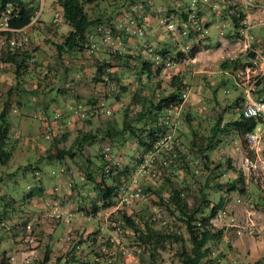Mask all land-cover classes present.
<instances>
[{"label":"rangeland","instance_id":"obj_1","mask_svg":"<svg viewBox=\"0 0 264 264\" xmlns=\"http://www.w3.org/2000/svg\"><path fill=\"white\" fill-rule=\"evenodd\" d=\"M150 1L144 2L142 11L135 7L141 0H101L98 5L86 6L91 16L98 11L106 18L109 16L110 24L104 25L109 32L97 29L87 36L84 50L63 51L61 56H58L55 44L63 39L70 26L63 17L57 0H38L32 16L38 13L37 17L28 25L27 30L25 26L19 34L27 36L28 42L21 44L20 47L28 49L39 60L36 66L37 69L39 67V72L36 68L29 67L16 75L12 72V65L5 66L0 60V63H3L0 65V72L3 68V71L6 70L4 72L6 78L0 81V94H5L8 82L16 83L18 90L10 96V110L7 115L10 122V138L6 147L11 148V153L5 163H0V205L10 202L11 206H14L15 200L24 199L23 192L35 185L39 177L47 187L41 195L27 198L25 205L27 209L22 210V215L18 214L15 207H10L12 214L7 213L4 217L0 215L2 217L0 258L5 262L36 264L34 258H39L43 248L50 244L52 252H65L75 246L74 252L87 260V264L101 260V255H98L101 252L109 264H141L139 255L132 246V239L123 235L124 231L110 228L109 213L120 207L132 212L135 209H145L148 204L153 206L152 203L157 200V196L152 190L154 187L151 190L147 189V184L157 185L158 177L161 184L167 186L160 178L161 167L156 160L164 159L166 156L170 159L176 157L179 153L171 146L174 142L181 147L182 154L187 151L181 142L186 141L185 137L178 129L180 127L189 133L185 122L182 123L186 114L196 115V119H192L191 123L198 133H207L205 127L212 124L218 110H222V122L238 116L236 111L225 106L238 93V88L242 89L245 98V89L252 85L251 96L257 98L255 95L257 82L264 78V54H259L260 60L255 58L254 62V56L249 52L256 53L254 48L264 47V35L259 33L260 30H264V26L260 27L257 24L259 22L264 24V0ZM171 2L174 8H178L182 2L185 3L184 10L181 9L182 15L170 9ZM136 9L146 16L137 23L143 28V35L126 28L130 25L131 18L136 15ZM234 11L245 13V18L241 22L242 27L238 30L239 36H236L230 19V14ZM204 15L208 18L207 21ZM213 15L215 17L211 22ZM223 18L228 20L225 21ZM194 21L204 30V37H198L195 33L187 37L186 33L181 31V28L192 29ZM167 22L173 23L172 29L167 27ZM204 22L210 23L206 38L210 44L231 33L230 46L226 47L228 53L215 56L210 50L209 53L207 51L197 53L196 59L195 55L179 62L167 59H164L166 60L164 63L154 61L155 66L162 64L158 74L148 77L146 73L138 72L141 62L135 57L138 53L154 59L155 48H160L163 44H167L169 48L177 45L176 48H180L182 52H186V49L195 43L201 47L205 46L206 44L202 42L206 37ZM110 25L114 26L113 32ZM245 28H248L247 37L243 32ZM220 30L223 34H220ZM29 31L32 33H28ZM1 32L0 46L8 42ZM210 47L212 49L216 46ZM105 57L109 60L106 72H113L114 75L110 78L109 73H105L108 81L103 84L94 80L93 76L96 60ZM43 59H48V63L52 62L54 65H51V68H40L44 63L47 64V61H42ZM235 59L239 63L237 68L232 66ZM223 60L229 61L227 67L221 66ZM174 74H180L187 85L184 87L186 97L173 108L176 115L173 110L170 112V115H174L175 121L167 127L165 134L170 132L171 136L164 140V134L159 138L163 140V144L156 142L152 150L146 153H142L141 147L132 138L122 143L115 139L112 145L116 160L130 165L131 169L129 179L119 183L118 188L122 184L134 183L138 193H129L123 198L118 192L113 205L95 216L79 212L77 206L82 199L77 193V188L84 192L88 189V196H96L91 182L84 178L80 166H86L90 162L93 169L97 168L100 160L96 154L101 152L105 140L100 133L107 121L117 119L121 122L124 110L130 114L140 106V101H133L132 96L150 98L156 90L158 79H162V86L165 87V92H168L167 82ZM230 75L232 79L228 77ZM228 87L232 89L231 92ZM94 93L97 95H92ZM2 99L1 96L0 105ZM44 101H48L49 104L48 112L51 114H47L48 116L44 114ZM78 104L87 109L93 106L101 107L96 114L83 118ZM101 108H109L111 112L105 114ZM67 112H73L75 115H69ZM44 116L47 117L44 120L49 121L51 125L48 137L42 122ZM87 118H90L89 124L86 123ZM80 127L84 131L91 130L97 134L94 142L84 144L73 158L65 156L63 159H49L45 156L48 150H55L56 144L75 149L77 143L74 139L77 134L81 135L77 130ZM252 132L255 139L245 135L247 143L245 146L241 143L239 135L228 129L226 133L220 135V141L208 150L210 159L214 162L220 161L225 165V159L230 160L231 168L223 165L221 168L224 173L219 179L225 180L241 174L244 189L228 193L224 189L221 191L228 196V201L220 214L212 219L214 226L223 230L221 238L214 240L212 244L211 256L217 258L215 264H247L264 258V120L260 119ZM148 154H152V159L147 158ZM90 157L92 161H89ZM184 161L189 165V169L198 175L194 177L188 173L184 174L181 169L178 174L181 177L186 176L190 189L195 188L198 182L196 178L201 180L199 174L203 172L202 158L198 152L193 151L186 153ZM164 162H167L166 159ZM26 163L38 165L40 172L22 171L21 167ZM56 179L54 187L48 188L52 187ZM70 182L75 184V189H71ZM173 182L177 185L175 181ZM219 194L218 190H209V195L214 200L218 199ZM188 201L191 202V196L188 197ZM31 205L39 209L34 210ZM152 208L162 219L169 218L172 221L162 209L155 210V205ZM55 209L66 210L70 215L67 219H64L65 214L58 218L54 215ZM14 217L16 219H13ZM20 218L26 223L22 224L21 221V224L17 225ZM182 231L186 237L187 231L183 226ZM81 238L85 241L77 247L76 243ZM106 239H109V242ZM160 259L162 264H179L174 249L162 251Z\"/></svg>","mask_w":264,"mask_h":264},{"label":"trees","instance_id":"obj_2","mask_svg":"<svg viewBox=\"0 0 264 264\" xmlns=\"http://www.w3.org/2000/svg\"><path fill=\"white\" fill-rule=\"evenodd\" d=\"M99 1L101 0H57L62 15L70 26V30L64 35L63 39L55 44L58 56H61L63 51H71L74 49L84 50L89 33L96 31L99 25H105L106 23L110 24L108 20L109 16L106 18V16L101 15L100 11L94 14V16H91L86 9V6L98 5ZM37 2L38 0H0V13L9 9L10 17L8 18V25L13 28L25 27L31 22ZM184 4L185 3L182 2L178 8L184 10ZM182 13L183 11L181 10L179 14L182 15ZM244 18L245 13L242 11H238L237 13L234 11L230 14L236 36H239L238 30L242 27L241 22ZM110 27L111 32H113L114 26L110 25ZM1 33L3 35H9V32L7 33L5 31ZM184 33H186L187 37L193 36L195 30L188 27ZM176 46L169 48L167 44H163L160 48H155L154 53L160 54L163 59L179 62L186 58L194 57L200 49L199 45L196 43L187 48L186 52H182L181 49L176 48ZM249 53L252 56L255 55L253 52ZM128 55L130 54H127V56ZM134 55L135 54H133V56ZM115 57H119V55H115ZM135 57L141 60L138 68L139 73H146V75L150 77L158 74L162 69V64L155 66V60L153 58L143 57L140 53L136 54ZM0 58L5 66L8 64L13 66L16 75H19L21 70L29 67L35 69L39 63V60H37L28 49H22L20 46H11L8 42L0 46ZM60 60L62 61L61 58ZM232 63L233 68L238 67V60L235 59ZM228 65V60H223L221 62V66L227 67ZM108 67L109 60H107L106 57L101 60H96L95 75L93 76L94 80L106 84L107 80L104 78V74L109 73L110 78L114 75L113 72H106ZM38 69L36 68L37 72H39ZM259 83L260 81L257 82V85ZM167 84L169 86L168 92H165V87L162 86V79H158L155 87L156 90H154L150 98L146 96H139L138 98L132 96L133 101H140V106L132 110L130 114L127 110H124L121 122L117 119H109L100 133L102 134V138L108 140L111 147L115 139L122 143L132 138L141 147L142 153L152 150L157 140L165 134L169 126L164 119L165 109L175 104L179 105V103L182 102L181 91L187 85L180 74L172 75ZM16 85V83L10 85L5 94H0L3 97L0 105V163H5L11 153V148L7 149L6 147L8 139L10 138V122L7 119V115L10 110V96L12 93L18 91ZM243 101V95L241 93L236 94L225 106L235 111L234 108ZM100 107L101 106H98V108ZM46 118L47 117L44 116L42 122H45L44 119ZM222 118V110H218L217 117L213 119L212 124L205 127L208 132L198 133V130L191 123L192 119H196V115L190 116L186 114L182 123L185 122L189 133L185 132L180 127H178V129L180 134H183L185 137L184 139L186 141L183 142V140H181V142L186 146L187 151H184L182 154L181 147L174 142L171 146H173L176 153L179 154L173 157L174 159H170L169 156H166L164 159L156 160L161 167L160 178L165 181L164 183L167 184V186L161 184V180L156 177L158 184L154 185L149 183L146 187L150 190L154 187L152 190L157 196V200L152 204L153 206L155 205V210H159V208L162 209L165 215L172 218V221L169 220V218L165 220L164 218L162 219L161 216H158L157 211H154L152 208L153 206L150 204H148L145 209H135L132 210V212H128L125 207H120L109 213L108 219L110 228L117 231H124L122 232L123 235L132 239V246L135 253L139 255L141 264H162L160 259L161 252L169 251L170 249H174L179 264H215L217 261L216 256H211L212 244L214 240L221 238L223 230L221 227H215L212 219L220 214L228 201V196L222 194L221 191L224 189V191L228 193L232 190L243 191L244 189L242 188L243 177L241 174L233 178L228 177L225 180L219 179V176L224 173L221 168L224 163L211 160L208 150L213 148V146L220 141V135L226 133L228 129L234 130L241 138V143L246 146L245 134L247 132H252L257 122L260 120L256 117H243L238 115L236 117L227 118L222 122ZM86 123H90V118L86 119ZM77 130L81 135L79 136V134H77L74 139V142L77 143L75 149L65 148L63 146L60 147L56 144L55 150H48L45 156L49 159H63L65 156L73 158L76 151L81 150L84 144L94 142L97 137V134L93 133L91 130L84 131L81 127L77 128ZM63 136H65V134H63ZM193 151L198 152L202 158L203 172L199 174L201 180H197L196 178L198 182L195 188L190 189L186 176L181 177L178 171L181 169L184 174L188 173L194 177L198 175L193 170L189 169V165L185 164L184 161L186 153ZM96 155L100 160L96 169L91 167L90 162L86 166H80L84 173V178L91 182L96 194V196L90 195V197L88 196V189L84 192L81 188H77V193L80 194L82 199L81 203L77 206V210L85 213L87 216H95L101 210L113 205L115 201L114 198L118 194L119 183L123 180H128L131 176L130 165L118 162L115 157L112 158L113 162L108 164V160L104 158L101 152H97ZM165 159L167 162H164ZM89 161H92L91 157ZM230 165V160L226 158L224 166L229 169L231 168ZM21 169L22 171L31 170L36 173L41 170L38 165H33L32 163H26ZM173 181H175L177 185H175ZM70 183L71 189H75V184L73 182ZM210 189L220 191L217 200L210 197ZM43 191L44 183L41 177H39L35 185H32L29 190L23 192L22 198L41 195ZM143 191V193H145L146 189ZM189 196H191V202L188 201ZM5 210L7 209L3 208L0 210V215L2 217L7 214ZM8 214H12V211L10 210ZM2 217H0V219H2ZM23 223L25 224L26 221H22V224ZM182 226L187 231L186 237L183 234ZM94 240L95 237H93V241ZM106 240L109 242V239ZM82 241L85 240L83 238L78 240L76 246L78 247ZM75 250L76 248L74 246L72 249L65 252H52L51 245L47 244L43 248L42 255L39 258H34L35 263L77 264L81 262L87 264L88 261L76 254L74 252ZM102 254V252L98 254L101 255L102 259L95 261L94 264H109ZM0 264L9 263L5 262L3 258H0ZM247 264H264V258Z\"/></svg>","mask_w":264,"mask_h":264},{"label":"built area","instance_id":"obj_3","mask_svg":"<svg viewBox=\"0 0 264 264\" xmlns=\"http://www.w3.org/2000/svg\"><path fill=\"white\" fill-rule=\"evenodd\" d=\"M145 1H148V2H151L150 0H141L140 3H136L135 4V7L136 8H140L141 11L143 10V7H144V2ZM139 9V10H140ZM138 9H136V15L133 16L130 20V25H127L126 28L127 29H130L133 33H137L139 35H143L144 34V30L143 28L138 25V20L141 19V18H145L146 16L141 12V11H138ZM9 9H6L4 11H2L0 13V32L1 31H5V32H9V35H4L5 39H7L8 43L11 45V46H20L21 44L23 43H27L28 42V39H27V36L24 35V34H19L20 31H22V29L24 27H20V28H13L11 26L8 25V18L10 17V14H9ZM40 12V11H39ZM38 13L32 17L31 19V22L32 23L35 18L37 17ZM192 29L195 30V35L198 36V37H204L205 35V32L204 30L202 29V27L200 25H198V22L194 21L192 23ZM167 27L172 29L173 28V23L172 22H167ZM185 25V24H184ZM130 26H134V28L131 29ZM185 27V26H184ZM97 29L98 30H106L107 32H109L108 29L105 28L104 25H99L97 26ZM186 28H181V31L182 32H185ZM247 31H248V28H245L244 29V35L247 37ZM32 60V58H31ZM154 60L158 63H164L166 60H164L162 58V56L160 54H156L155 57H154ZM0 65L2 66L3 63H0ZM104 78L108 81V76L106 74H104ZM253 89V86L252 85H249L245 91V98H244V101L236 106L234 109L235 111L237 112V114L239 116H243V117H256V118H259L261 120H264V98L263 97H257V98H254L251 96V90ZM181 97L182 99L186 97V89L184 88L182 91H181ZM177 104L175 105H172L170 106L169 108L166 109V112H165V122L168 124V125H172L174 123V118H173V114L170 115V112L173 110L174 114L176 115V112L173 108H176ZM78 108H79V112H80V115L85 118L87 116H90V115H93V114H96L98 112V107H90L89 109L87 108H84V106H82V104H78ZM172 108V109H171ZM102 109V112L105 113V114H109L111 112V110L109 108H101ZM57 114V113H56ZM44 131L46 132V136L48 137L49 136V131L51 129V125H50V122L49 121H45L44 122ZM248 138L250 139H255V135L253 132H247L245 134ZM171 136L170 132H167L165 135H164V140L166 138H169ZM163 140H158L157 143L158 144H163L162 143ZM101 153L103 154L104 158L106 160H108V164L113 162V149L109 143L108 140H104L103 144H102V149H101ZM152 154H148L147 158L148 159H152ZM135 180V179H134ZM137 186H135L134 183L132 184H122L119 186L118 188V192H119V195L122 196L123 198H126V195L131 193L133 194L135 192V194L138 193V189L136 190ZM65 214V218L64 219H67L68 216L70 215V213L66 210H60V209H55V212H54V215L56 217H60L62 215ZM63 217V216H62ZM3 224V223H2ZM89 264H93V263H89Z\"/></svg>","mask_w":264,"mask_h":264},{"label":"crops","instance_id":"obj_4","mask_svg":"<svg viewBox=\"0 0 264 264\" xmlns=\"http://www.w3.org/2000/svg\"><path fill=\"white\" fill-rule=\"evenodd\" d=\"M170 5H171V7H170V9H174L173 10V12L174 13H179L180 11H181V9H178V8H174V6L172 5V2L170 3ZM178 9V10H177ZM216 16H218V15H216ZM248 16H251V15H249L248 14ZM261 16V15H260ZM204 17H205V19H206V21H207V17H206V15H204ZM214 17H215V15H213L212 16V20H211V22L213 21V19H214ZM220 17V16H219ZM225 21H227L228 19H225V18H223ZM205 23V30H206V37H205V39H203L202 40V42L204 43V44H206L205 46H203V47H201V46H199V50H198V52L197 53H202V52H204V51H207V53H209L210 52V50L213 52V54L212 55H214L215 54V56L216 55H219L220 53H228V51H226V47H229L230 46V42H231V38H229V37H231V33H229L228 35H225L224 37H220V38H218L217 39V41L214 43V44H210V43H208L207 41H206V38L208 37V34H207V28H208V26H209V24L210 23H208V22H204ZM257 24H259V26L260 27H262V26H264V24H262V22H259V23H257ZM253 25H255V24H253ZM27 28H28V26H26L25 27V30H27ZM220 32V34H223V31L222 30H220L219 31ZM28 33H32V31H29ZM261 35H264V30H260V32H259ZM165 41H167V39H164ZM229 42V44H226V43H228ZM170 44H171V42H170ZM169 44V45H170ZM98 45H99V43H98ZM210 45L211 46H213V45H215L216 47H214V48H212L211 49V47H210ZM99 48V47H98ZM171 48V47H170ZM255 50L254 51H256V53H254L255 55H254V58H253V61L255 62V58H258L259 60H260V58H259V54H264V47L263 48H261V47H259V46H257L256 48H254ZM196 53V54H197ZM198 57V55H196L195 56V59ZM218 58V57H217ZM218 60V59H217ZM42 61H47V64L46 63H44V65H41V67L40 68H51V65H54V63H52V62H50V63H48V59H43ZM6 71V70H5ZM5 71H3V69L1 70V72H0V81H2V80H4L5 78H6V76L4 77V72ZM12 72H14V69H13V71ZM229 78H231L232 79V76L230 75V76H228ZM258 81H260V83L256 86L257 88H256V97H263L264 98V78L262 77V78H260ZM1 83V82H0ZM9 83V86L10 85H13L14 83L13 82H8ZM8 86V87H9ZM51 88H52V86H51ZM50 88V89H51ZM227 89H229V92H231V90L232 89H230V87H228ZM239 90H238V93L237 94H242V89L241 88H238ZM94 92V91H93ZM92 95H97V94H92ZM52 100H54L53 99V97H52ZM43 104H45L44 105V108H45V113L44 114H51V113H49L48 112V109H49V104H48V101H44V103ZM55 109V108H54ZM69 115H72V116H74L75 114L73 113V112H67ZM59 179V178H58ZM61 179V178H60ZM56 181H57V179L54 181V184L52 185V187H48V188H53L54 187V185H55V183H56ZM44 188H47L45 185H44ZM49 190V189H48ZM43 192H45V189H44V191ZM27 201H28V199L27 198H24V199H19L18 201H16L15 200V203H14V206H11V204H10V202H6L5 204H2V205H0V210L1 209H3V208H6L7 210H5V212H9L10 211V207H15L16 208V210H18L17 212H18V214H20V215H22V210L23 209H25L26 207H25V205H26V203H27ZM31 207H32V209H34V210H38L39 208H37L36 206H32L31 205ZM27 209V208H26ZM12 211V210H11ZM13 219H16L15 217L13 218ZM22 219L23 218H20L19 220H17L18 222H17V225L19 224H21V221H22ZM0 232H2V231H0Z\"/></svg>","mask_w":264,"mask_h":264}]
</instances>
